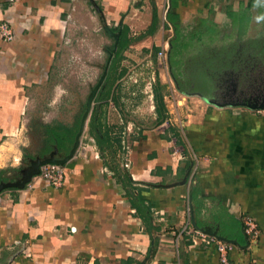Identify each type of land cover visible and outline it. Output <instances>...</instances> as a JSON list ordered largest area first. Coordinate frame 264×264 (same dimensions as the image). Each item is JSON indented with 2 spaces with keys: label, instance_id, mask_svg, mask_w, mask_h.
<instances>
[{
  "label": "crops",
  "instance_id": "crops-1",
  "mask_svg": "<svg viewBox=\"0 0 264 264\" xmlns=\"http://www.w3.org/2000/svg\"><path fill=\"white\" fill-rule=\"evenodd\" d=\"M253 3L0 0V22H7L14 34L11 42L0 39V169L30 165L22 149L36 150L39 141L32 131L33 136L23 134L26 91L47 74L57 43L72 32L69 22L75 11L87 8L95 16L99 12L103 32L107 27L120 41L125 36L121 54L122 63H128L112 70L110 88L115 99L92 106L91 115L95 110L96 128L105 145L99 147L95 135L88 133L90 115L80 146L63 164L62 188H49L38 179L23 189L0 192V264H120L128 258L137 264H219L213 247L191 237L175 247L173 232L186 225L233 241H222L233 246L227 256L230 264H264V113L185 98L176 110V123L164 134L140 126L138 140L120 148L114 133L105 128V123L118 124L111 117L117 108L127 107L119 93L132 88L131 74L143 70L149 79L154 77L152 88L159 82L164 98L167 81L157 54L165 43L171 50L170 34L178 36L184 27L206 22L216 28H236L240 7L250 8ZM90 30L100 47L96 28ZM195 72L190 65L185 74L189 84L199 80L192 76ZM121 134L131 137L126 130ZM112 157L117 160L115 167L108 162ZM187 163L191 168L183 171ZM195 184L198 193L192 199ZM247 216L259 229L255 242L242 231V219ZM153 239L158 246L149 256Z\"/></svg>",
  "mask_w": 264,
  "mask_h": 264
},
{
  "label": "rangeland",
  "instance_id": "rangeland-1",
  "mask_svg": "<svg viewBox=\"0 0 264 264\" xmlns=\"http://www.w3.org/2000/svg\"><path fill=\"white\" fill-rule=\"evenodd\" d=\"M138 1L139 0L134 3ZM249 9L251 20L248 25V34L246 35L247 42L242 43L241 49L244 51H241L242 54H239L235 59V62L237 61V67H218L217 69L219 71L216 73L215 70V72L213 71L211 74V72L207 70V66L209 65L200 63L196 68L194 67L196 72L192 74V76L199 80L189 84V81H187L188 77L186 80L185 77L187 75L185 74H187L189 66L194 64L187 63L186 66H188L184 68L183 79L179 80L173 77L176 84L174 81L172 82L175 84L177 90L181 92L182 97L186 95L193 99L200 100L199 103L202 104L204 103L202 98L210 99L216 103L229 104L231 107L240 106L248 111L252 110L249 109V106L261 107L260 105L264 104V0H254V3ZM97 14L99 15V12ZM98 15L95 16L94 13L87 8L82 9L80 12L75 11V15H73V17L71 16V22H69V27L71 26L72 32L70 33V31H68L57 43L55 57L52 59L53 63L51 67L48 68L47 74L43 75L42 78L40 76L37 79L38 84H33V86L29 87V90L26 91L28 104L22 119L24 126L23 134L26 137L28 135L33 136L29 133V131H32L38 138L39 135L36 132V128L32 127L34 122L39 123L56 119L67 124L70 122L72 123L84 112L87 99L85 98L86 86L99 79L107 63H105L107 52L112 53L108 68V72L110 71L108 74H111L109 79L110 82L113 76V69L115 70L117 68L118 70L120 66L122 67V64L123 66L128 65L126 62L122 63L124 57L118 52L121 41H118L117 44L111 36L109 37L104 33L105 31L103 32L100 25L101 23L98 20ZM205 27L209 28V26H200V24H196L193 27L192 25L186 26L180 30V34L189 35L193 30H205ZM92 28H96L97 32H95L94 35H97L101 42L100 47L98 45L99 42L96 41V36L93 37V34H90L92 31L90 29ZM235 30L236 28H233V26L223 25L220 28H216V33L220 39H225V41L222 40L223 42L230 44L236 34ZM178 37L179 35L177 36L176 33L173 34L170 42L178 39ZM251 43H253L254 46H251ZM53 49L54 47L51 50ZM133 63L135 62H132V64ZM233 66L235 65L233 64ZM170 69L169 66L168 70ZM131 75L132 88L130 90L126 89L124 92L120 91L119 93V96L123 97L124 101H126L127 107H122L123 111L117 108L116 114L111 116L118 124L106 125L105 123L106 130L114 133V136H112L114 138L113 140L116 141L120 139L122 141L121 146L124 148L128 147L129 139L127 136L123 138L124 136L121 132L125 130L129 131L132 137L136 136V134H133L134 132L139 133L142 131V129L139 131L140 126L156 130V127L159 125H153L157 115L155 113V108L151 110L150 92L147 89L148 82L150 81L148 75L144 73L143 70H139ZM168 76H170V73ZM115 77L117 78L118 75L116 74ZM164 77H166V81H168V77L165 74ZM134 80L137 82H134ZM109 81L107 86L111 85ZM188 84L189 87H187ZM73 87L76 88V91L72 90ZM112 93H114L112 99H115V90L113 92V88H110V94ZM190 93L194 95L191 96ZM110 98L111 96L109 99ZM120 101L122 100L120 99ZM152 101L154 104V99ZM93 103L95 104V102ZM259 111L264 113L262 109ZM125 115L127 116L126 118L124 117ZM103 117L106 120L107 117L105 115ZM128 128H130V130ZM118 136L121 138H116ZM35 141H37V139H35ZM35 151L36 150H33L32 147L31 153L35 154ZM123 151L122 149V152ZM108 162L111 167L117 165V160L113 157L112 160H108ZM125 163L126 161H124L123 164ZM128 164L127 162V165ZM28 165L29 164H26V166ZM26 166L21 167L17 172H8L3 176L4 179L8 182L10 180L18 182L22 178L23 170Z\"/></svg>",
  "mask_w": 264,
  "mask_h": 264
},
{
  "label": "trees",
  "instance_id": "trees-1",
  "mask_svg": "<svg viewBox=\"0 0 264 264\" xmlns=\"http://www.w3.org/2000/svg\"><path fill=\"white\" fill-rule=\"evenodd\" d=\"M250 20H251L250 9L241 6L238 15V23L235 30L236 34L234 36L232 43L230 44L223 42L218 37L216 33V26L213 23H207V22L203 23L204 25L202 24L201 26H209L210 29L207 27H205V30L195 29L189 35L188 34L181 35L180 34L181 31H180L178 33L179 34L178 39H175L171 43V51L169 55V63L173 77L179 80L183 79L184 76L183 72H184V68H187L186 66L187 63L194 64L193 66L195 68L200 63L201 64L204 63L205 65L208 64L209 66H207V70L210 71L211 74L213 71L215 72V70L217 73L219 71L217 69L218 67H227V66L237 67V63H236L237 61L235 62V59L236 57L239 56V54H242L241 51H244L241 49V45L242 43L247 42L246 35L248 34V25ZM177 26L178 25L175 24L176 28H178ZM124 38L125 36H123V39L121 40V46L118 50L119 53L123 51L124 42H125ZM251 44H252L251 46H254L253 43ZM108 54L109 52H107V55ZM107 55L105 58V63H106ZM233 64L235 66H233ZM109 79H110V75L108 74L105 81L103 82L101 89L99 90L97 96L95 97L94 102L96 104L100 101L109 99L110 96L112 98L114 97V93L110 94L111 85L107 86ZM96 83L97 81L86 86L85 98L88 97L91 89L95 86ZM72 90L76 91V88L73 87ZM153 98H154L155 113L157 115L156 121L153 124L155 125V124H160L161 121H163V119L166 118V113H165L166 110L163 103V92L160 88L159 82H157L153 87ZM82 114L72 123L70 122L67 124L58 121L56 119L50 121L49 120L43 121L39 123L34 122L32 124V127L36 128V132L39 135L37 138L39 141V146L36 148L35 154L27 151L26 149H22L25 162L36 159H44L54 151H56L54 154V158L62 159L63 157H65L69 153L74 143V139L79 128L78 126L79 119L82 116ZM95 115L96 114L94 110L91 115L88 133L89 134L92 133L93 136L95 135L94 140L96 144L99 147H101L105 145L106 141L104 140V138L101 137L100 134H98L99 131L96 128ZM140 136L141 133L139 132L136 136L130 137L129 145H131L134 141L138 140ZM114 143L121 148L120 139H117ZM190 168H191V164L187 163L183 171H188L190 170ZM20 169L21 168L17 169L11 167L6 169H0V182H8L6 179H4L3 176L8 172H13V171L17 172ZM125 178L126 180L129 179L128 176H126ZM10 181L13 182V180ZM8 190H16V188H8ZM197 193H198L197 185L196 184L192 185L191 198L194 199ZM195 219L197 220V226L198 225L201 226V224L198 222V216H195ZM157 246H158V240L153 239V246L148 254L149 256H153L155 254ZM134 263L137 264V262H135L133 258H128L127 260L120 261V264H134Z\"/></svg>",
  "mask_w": 264,
  "mask_h": 264
},
{
  "label": "built area",
  "instance_id": "built-area-1",
  "mask_svg": "<svg viewBox=\"0 0 264 264\" xmlns=\"http://www.w3.org/2000/svg\"><path fill=\"white\" fill-rule=\"evenodd\" d=\"M132 1L136 2L137 0H132ZM170 36H171L170 38H172L173 33L172 35L170 34ZM0 39L4 42H11L14 39V34L10 28V25L4 21L0 22ZM169 52H170L169 44L165 43L162 46L161 51L158 52L157 54L159 68H161V70L163 71V74H165L168 77L167 94L163 98L164 105L167 109V117L163 119V121H161V123L156 127L157 133L159 134L166 133L172 127V125L176 123L177 118H178L176 114V110L180 106V102L185 98H191L186 95L182 97L181 92H179L175 86L176 81L175 79H173L171 69L168 70L170 66L169 55H168ZM169 73L171 77L168 76ZM149 80L150 81L148 82L147 89L150 92V99H151V104H152L151 110H153L154 104L152 100L154 98H153L152 86H153V83L155 82V78L152 77ZM173 81L175 82V84L172 83ZM110 105L113 106V102H110ZM128 129L130 130V128ZM177 154L181 155L182 158H185V155H182L179 153ZM65 177H66L65 168L63 165L56 164V163H47V164H43L40 166L39 174L34 176L31 179V182L39 179V180L44 181L47 187L53 188V189H59L63 187L65 183ZM30 185H32L31 187L33 188V184H30ZM242 231H243L244 236L253 242H255L260 236L258 226L255 223L254 219L250 216L244 217L242 219ZM173 237H174L175 247H177L178 243L186 237H191L192 239L198 240L200 243H205L206 245L213 247L214 251L218 255L219 264H230L229 259L227 257L228 253L233 248V246L230 244L224 243L211 236L201 233L199 230L192 228L189 225H186L180 231L173 232ZM175 251L177 252L176 249Z\"/></svg>",
  "mask_w": 264,
  "mask_h": 264
},
{
  "label": "water",
  "instance_id": "water-1",
  "mask_svg": "<svg viewBox=\"0 0 264 264\" xmlns=\"http://www.w3.org/2000/svg\"><path fill=\"white\" fill-rule=\"evenodd\" d=\"M104 29L110 36L113 37V39L115 41L117 40V38H118L117 33L116 34L112 33L107 27H105ZM111 57H112V53L109 54L107 63L104 67V70H103L100 78L98 79V82L91 89V91H90V93L86 99L85 110L81 116L78 132L75 136L74 143H73L69 153L65 157H63L62 159H56V158H54V154L56 151H54L53 153H51L48 157H46L44 159L32 160L30 162L29 167L25 168L23 170V176L18 182H15V181H13V182L12 181L0 182V192L3 191L4 189H7V188L23 189L26 186V184H28L34 176L39 174V170H40L41 165L47 164V163H56V164L63 165L65 163H67L74 156L75 152L77 151V149L80 145V140H81L82 134L85 130V127H86L88 120H89V117L91 115V110H92L94 99H95L101 85L103 84V82L105 80ZM249 109H252V110H261L262 109V110H264V107H262V106L261 107L249 106ZM198 230L201 233L208 234L211 236H215L220 241L233 243V241H230V240L226 239L225 237L218 236L216 233H213L211 231H207V230H203V229H198Z\"/></svg>",
  "mask_w": 264,
  "mask_h": 264
},
{
  "label": "bare ground",
  "instance_id": "bare-ground-1",
  "mask_svg": "<svg viewBox=\"0 0 264 264\" xmlns=\"http://www.w3.org/2000/svg\"><path fill=\"white\" fill-rule=\"evenodd\" d=\"M118 41H119V37L117 38V40H116V43L118 44Z\"/></svg>",
  "mask_w": 264,
  "mask_h": 264
},
{
  "label": "flooded vegetation",
  "instance_id": "flooded-vegetation-1",
  "mask_svg": "<svg viewBox=\"0 0 264 264\" xmlns=\"http://www.w3.org/2000/svg\"><path fill=\"white\" fill-rule=\"evenodd\" d=\"M260 106L264 107V104H261Z\"/></svg>",
  "mask_w": 264,
  "mask_h": 264
}]
</instances>
